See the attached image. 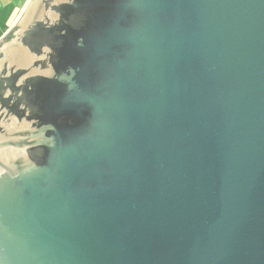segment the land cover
<instances>
[{"label": "water", "instance_id": "obj_1", "mask_svg": "<svg viewBox=\"0 0 264 264\" xmlns=\"http://www.w3.org/2000/svg\"><path fill=\"white\" fill-rule=\"evenodd\" d=\"M0 264H264V0H27Z\"/></svg>", "mask_w": 264, "mask_h": 264}, {"label": "crops", "instance_id": "obj_2", "mask_svg": "<svg viewBox=\"0 0 264 264\" xmlns=\"http://www.w3.org/2000/svg\"><path fill=\"white\" fill-rule=\"evenodd\" d=\"M27 0H0V38L14 23Z\"/></svg>", "mask_w": 264, "mask_h": 264}]
</instances>
